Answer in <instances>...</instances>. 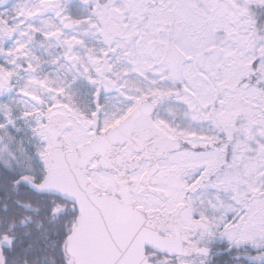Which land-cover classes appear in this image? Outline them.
<instances>
[{"label": "snow or ice", "instance_id": "6c2138e0", "mask_svg": "<svg viewBox=\"0 0 264 264\" xmlns=\"http://www.w3.org/2000/svg\"><path fill=\"white\" fill-rule=\"evenodd\" d=\"M0 264H264V0H0Z\"/></svg>", "mask_w": 264, "mask_h": 264}]
</instances>
